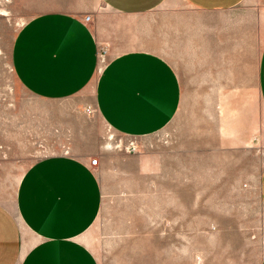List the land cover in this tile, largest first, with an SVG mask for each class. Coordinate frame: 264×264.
Wrapping results in <instances>:
<instances>
[{
	"label": "crops",
	"instance_id": "1",
	"mask_svg": "<svg viewBox=\"0 0 264 264\" xmlns=\"http://www.w3.org/2000/svg\"><path fill=\"white\" fill-rule=\"evenodd\" d=\"M32 1L41 11L11 50L17 83L40 100L94 106L116 135L145 137L166 127L180 110L189 65L210 66V87L246 88L256 57L264 105V0ZM107 158L85 149L29 164L12 201L0 200V264H100L85 235L101 210ZM260 201L264 209V168Z\"/></svg>",
	"mask_w": 264,
	"mask_h": 264
},
{
	"label": "rangeland",
	"instance_id": "2",
	"mask_svg": "<svg viewBox=\"0 0 264 264\" xmlns=\"http://www.w3.org/2000/svg\"><path fill=\"white\" fill-rule=\"evenodd\" d=\"M36 4L0 0V200L12 201L36 159L94 149L108 157L99 174L101 210L85 235L100 264H260L264 105L256 57L246 88L210 87L208 65L183 68L176 117L150 136L128 138L78 98L40 100L17 83L12 45L41 11ZM100 52L103 66L106 47ZM130 143L139 152H129Z\"/></svg>",
	"mask_w": 264,
	"mask_h": 264
},
{
	"label": "built area",
	"instance_id": "3",
	"mask_svg": "<svg viewBox=\"0 0 264 264\" xmlns=\"http://www.w3.org/2000/svg\"><path fill=\"white\" fill-rule=\"evenodd\" d=\"M84 20H85V21H89V20H90V17H89V16H86V17L84 18ZM98 59H99L100 62L102 61V54H101V52L98 54ZM87 111H88L89 113H91V112H93V109L88 108ZM139 150H140V148H139V146H138L137 144L135 145L134 143H130L129 146H128V151H129V152L137 153V152H139ZM98 164H99V158H98V157H94V158H92V159L90 160V165H91L92 167H97Z\"/></svg>",
	"mask_w": 264,
	"mask_h": 264
},
{
	"label": "bare ground",
	"instance_id": "4",
	"mask_svg": "<svg viewBox=\"0 0 264 264\" xmlns=\"http://www.w3.org/2000/svg\"><path fill=\"white\" fill-rule=\"evenodd\" d=\"M105 149H106V150L111 149V145L108 143V144L105 146Z\"/></svg>",
	"mask_w": 264,
	"mask_h": 264
}]
</instances>
